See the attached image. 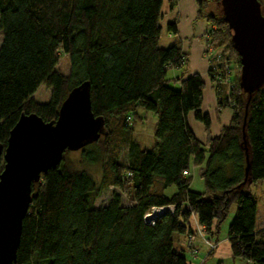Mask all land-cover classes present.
I'll list each match as a JSON object with an SVG mask.
<instances>
[{
    "label": "trees",
    "instance_id": "16d2710c",
    "mask_svg": "<svg viewBox=\"0 0 264 264\" xmlns=\"http://www.w3.org/2000/svg\"><path fill=\"white\" fill-rule=\"evenodd\" d=\"M212 1L197 0L198 17L209 25L205 45L226 47L240 68L223 10L206 12ZM164 17V0H0V143L6 145L23 112L56 119L69 91L85 80L93 112L106 121V134L81 148L78 162L66 150L33 183L14 264H191L187 253L197 258L201 251L192 253L185 239L194 230L193 215L206 237H215L233 204L232 257L264 264V227L257 228V201L246 191L264 179V87L249 97L232 72L226 88L217 76L228 69L218 56L211 59L219 106L233 110L211 136V117L202 109L205 82L189 74L180 41L160 45L164 29L178 33L175 19L163 28ZM62 55L67 74L57 70ZM43 84L51 98L37 104L32 96ZM141 111L157 119L151 148L133 137ZM191 112L205 126L206 143L189 125ZM97 163L100 180L87 168ZM192 164L204 166V191L190 187ZM108 188L117 192L96 206ZM169 204L173 213L154 223L144 219L152 206Z\"/></svg>",
    "mask_w": 264,
    "mask_h": 264
},
{
    "label": "water",
    "instance_id": "95a60500",
    "mask_svg": "<svg viewBox=\"0 0 264 264\" xmlns=\"http://www.w3.org/2000/svg\"><path fill=\"white\" fill-rule=\"evenodd\" d=\"M220 3L240 55V83L250 97L264 87V8L260 0ZM105 124V117L92 110L89 80L69 91L56 119L21 113L6 145L0 143V264L16 261L33 183L56 167L66 150H79L106 134Z\"/></svg>",
    "mask_w": 264,
    "mask_h": 264
},
{
    "label": "crops",
    "instance_id": "0c3cea01",
    "mask_svg": "<svg viewBox=\"0 0 264 264\" xmlns=\"http://www.w3.org/2000/svg\"><path fill=\"white\" fill-rule=\"evenodd\" d=\"M174 1V0H173ZM170 0H164V8L165 4H167V9L165 12V23L176 20L177 23V34H171L166 32L165 36H161L164 38L163 46H168L170 44L176 43L180 41L182 49L188 55V68L189 74L191 73H199L204 82L205 87L203 90V104L202 109L203 112L208 113L211 117V127L210 132L211 136H216L220 133L223 126L227 125L232 117L233 110L229 106H219L218 97L213 87V84L210 80L208 70H209V62L205 56V39L207 36V30L209 28L207 22L203 18L198 17V5L197 0H175L173 8L169 5ZM172 3V2H171ZM163 35V34H162ZM144 115V118L150 117L153 120V132L151 138V145L146 146L151 148L154 145V129L157 123V119L155 115L151 112L141 111ZM188 122L195 133V135L203 142L207 141V132L205 130V126L202 122L195 119L194 113L191 112L188 115ZM204 166H197L192 164L190 169L191 175V183L190 187L197 191H204V181L201 177V172ZM198 186L197 188H195ZM173 192L174 189L171 188ZM198 223L197 217L193 215L192 222ZM257 228L264 227V216L263 220L258 222V213H257ZM186 239V238H185ZM201 241L199 237L198 241ZM200 254L203 252V248L205 247L203 243L199 245ZM201 264H204L202 261Z\"/></svg>",
    "mask_w": 264,
    "mask_h": 264
},
{
    "label": "rangeland",
    "instance_id": "374dc122",
    "mask_svg": "<svg viewBox=\"0 0 264 264\" xmlns=\"http://www.w3.org/2000/svg\"><path fill=\"white\" fill-rule=\"evenodd\" d=\"M173 0H170L169 5H171V2ZM263 1V0H262ZM164 11L167 9V4H165ZM222 11V6L221 4L214 0L210 2L207 7H206V12H213L216 13L218 16L221 14ZM165 19L162 21L163 28H165L166 23ZM209 26V25H208ZM166 35V30L164 29L163 35ZM3 38V31L0 29V44L2 42ZM164 38H160V45L163 46ZM213 50L214 53L218 56H220V62L222 63H227L228 65L231 66V71L233 72V77L236 78L238 75H240V70L241 67L239 68L238 64L235 63V60L232 57L231 51L226 49V47H221V48H214V46L211 44V46H206V52L205 56L207 57L206 53H209V50ZM225 58H228L226 60ZM214 60V57L212 58ZM209 62V61H208ZM215 62V60H214ZM216 63V62H215ZM209 67H210V62H209ZM57 70L63 74H67L69 71V62L68 58L66 55H62L61 59L57 65ZM211 80V79H210ZM212 82V81H211ZM213 84V83H212ZM226 88L228 87L226 82H225ZM214 87V86H213ZM215 89V88H214ZM216 92V90H215ZM51 98V88L45 84L41 85L39 89L33 94L32 99L34 102L37 104H41L44 102H47ZM133 121V119H132ZM153 120L149 117L144 118V120H140L136 124H134L133 128V137L139 140L144 146H150L151 145V138H152V132H153ZM68 157L72 159V161L78 162L80 159V149L79 150H73L68 153ZM121 162L126 161V150H122ZM88 170L93 174L96 180H100L103 175V170H102V165L97 163L93 164L87 167ZM196 186L195 188H197ZM247 192H250L252 196L255 198L257 201V206H258V222L263 220L264 216V179L260 180L257 184L250 185L247 189ZM114 192H117V189L113 188H108L106 189L101 196H99L95 200V205L96 206H102L106 203L109 202V200L112 198ZM123 197V202L127 204L129 202V199L127 196L122 195ZM237 211V205L233 204L228 212L227 217L220 222L219 224V230L216 233L215 237H211V239H214L217 241V245L213 249H209L208 246L203 242V245L205 246L203 248V252L201 255L197 258H193V256L188 252L187 253V258L191 262V264H201L203 261L204 264H243L242 260L239 258H233L232 257V251H231V244L228 240V229L230 224L232 223ZM217 224V222H215ZM214 224V227L216 226ZM196 221L194 224L192 223V226L194 230L192 231L193 234H195L196 237V247L198 252L200 251L199 243L198 241L199 237V232L196 228ZM183 236H181L182 238ZM195 247V248H196ZM191 249V248H190ZM213 252L210 254V252ZM201 252V251H200ZM205 254H209L208 257H205Z\"/></svg>",
    "mask_w": 264,
    "mask_h": 264
},
{
    "label": "built area",
    "instance_id": "2783aa9c",
    "mask_svg": "<svg viewBox=\"0 0 264 264\" xmlns=\"http://www.w3.org/2000/svg\"><path fill=\"white\" fill-rule=\"evenodd\" d=\"M205 52H206V47H205ZM207 55V60L209 62H211V59L213 57H217L216 53L213 52V50H209V53H206ZM220 54L218 55V58L220 59ZM224 70H226V74L225 75H222V74H219L217 76V82L219 83H224V82H228L229 80V77L231 76L232 74V71H231V68H230V65H228L227 63H225L224 65ZM185 173L187 174V171H185ZM128 176H131V174L129 173ZM176 209L175 205L174 204H169V205H164V206H152L151 208H149V210H147V212L144 214V219L148 222V223H154L155 220L163 215H160V216H157L158 214L162 213L165 211V214L167 212H174ZM197 230L196 232L198 231L199 232V235L200 238L202 239V241L208 246L209 249H213L216 247L217 245V241L214 240V239H211V238H208L206 237V235L204 234V230L205 228L203 226H200L198 225L197 223ZM186 241H187V244L189 246L190 251L194 254L198 253V249L196 247V237H195V234L193 233H190L187 238H186ZM196 247V248H195Z\"/></svg>",
    "mask_w": 264,
    "mask_h": 264
},
{
    "label": "bare ground",
    "instance_id": "6f19581e",
    "mask_svg": "<svg viewBox=\"0 0 264 264\" xmlns=\"http://www.w3.org/2000/svg\"><path fill=\"white\" fill-rule=\"evenodd\" d=\"M205 47H206V45H205ZM217 61H219V60H217Z\"/></svg>",
    "mask_w": 264,
    "mask_h": 264
}]
</instances>
